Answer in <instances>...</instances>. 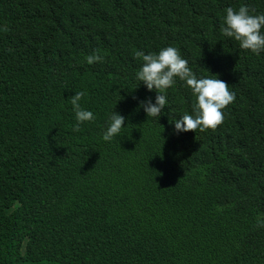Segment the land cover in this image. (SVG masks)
Instances as JSON below:
<instances>
[{"label": "trees", "instance_id": "1", "mask_svg": "<svg viewBox=\"0 0 264 264\" xmlns=\"http://www.w3.org/2000/svg\"><path fill=\"white\" fill-rule=\"evenodd\" d=\"M0 264H264V0H0Z\"/></svg>", "mask_w": 264, "mask_h": 264}]
</instances>
